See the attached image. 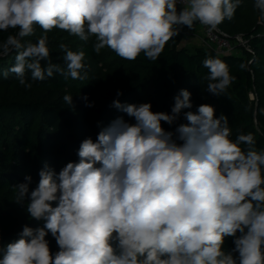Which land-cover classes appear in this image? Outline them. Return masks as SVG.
<instances>
[{
    "label": "clouds",
    "instance_id": "obj_1",
    "mask_svg": "<svg viewBox=\"0 0 264 264\" xmlns=\"http://www.w3.org/2000/svg\"><path fill=\"white\" fill-rule=\"evenodd\" d=\"M244 0H0V59L15 52L9 73L20 85L52 78L87 79L85 52L66 45L64 66L52 64L48 38L22 43L59 29L88 42L93 51L109 49L135 61L156 62L182 28L196 24L215 31L231 21ZM264 23V0H253ZM203 46V45H202ZM205 47V46H204ZM42 62H47L42 66ZM208 93L227 95L236 77L219 56H206ZM245 69V64H240ZM123 93L117 91V97ZM72 105L73 96L62 97ZM87 100V97H84ZM94 106L92 103L86 104ZM133 118L117 117L97 137L85 138L57 172L45 163L39 180L18 183L16 203L30 220L7 245L0 237V264H264V148L252 133L232 129L210 104L192 109L191 93L181 89L171 112H154L150 102L113 101ZM162 122L174 130H166ZM246 146V147H245ZM51 235L58 250L51 251ZM227 238L233 246L225 247Z\"/></svg>",
    "mask_w": 264,
    "mask_h": 264
},
{
    "label": "trees",
    "instance_id": "obj_2",
    "mask_svg": "<svg viewBox=\"0 0 264 264\" xmlns=\"http://www.w3.org/2000/svg\"><path fill=\"white\" fill-rule=\"evenodd\" d=\"M258 21L259 12L253 7V0H244L234 18L226 20L218 28L230 36L243 35L248 39V50L237 48L231 53L218 54L209 47L188 48L181 45L185 36L182 32L168 42L156 62L149 61L143 54L135 61L123 60L107 48L96 54L92 48L94 37L84 42L59 29L44 33L37 26L35 34L25 37L22 43H35L41 35H46L51 53L49 61L62 67L64 49L61 45L73 51L83 50L87 79H65L54 72L52 78L33 82L32 87L27 88L20 85L12 73L7 79L0 78L2 244L7 245L17 239L25 224L33 228L43 226L42 221L30 220L26 213L21 214L22 221L17 223L15 220L14 225H10V220L17 218L15 215L22 211L20 207L17 212L11 205L6 207L2 196L16 191L13 186L24 183L26 175L33 178L30 189H34L39 180V170L45 163L59 172L66 163L78 161L77 151L81 142L88 137L95 140L101 128L117 117L123 116L134 123L133 118L112 106L116 99L129 104L150 102L152 111L170 113L174 97L181 89H187L191 93L193 108L184 109L177 124L187 123L183 112L195 111L201 104H210L214 106L217 117L221 114L227 117L232 139L238 131L252 133L256 139L255 147L264 148V23ZM15 31L10 29L0 33V40L15 34ZM15 55L12 52L0 59V72L7 71L15 63ZM217 55L226 61L230 74L236 77L227 95L219 97L205 91L207 81L204 77L208 70L201 63L206 56ZM242 63L246 65L245 69L240 68ZM46 64L42 62V66ZM118 90L123 93L119 97ZM65 94L73 96L72 105L64 103L62 97ZM88 103L94 106H86ZM162 126L166 130L176 127L164 122ZM46 238H51V235ZM55 246L56 243L52 249ZM232 246V239L227 238L225 247Z\"/></svg>",
    "mask_w": 264,
    "mask_h": 264
},
{
    "label": "built area",
    "instance_id": "obj_3",
    "mask_svg": "<svg viewBox=\"0 0 264 264\" xmlns=\"http://www.w3.org/2000/svg\"><path fill=\"white\" fill-rule=\"evenodd\" d=\"M202 26L201 44L205 47L211 48L215 53L225 54L235 51L237 48H249L248 39L243 35L236 34L233 36L221 31L219 28L215 31H208L207 28ZM181 30L180 33L184 32L186 35L188 29Z\"/></svg>",
    "mask_w": 264,
    "mask_h": 264
},
{
    "label": "rangeland",
    "instance_id": "obj_4",
    "mask_svg": "<svg viewBox=\"0 0 264 264\" xmlns=\"http://www.w3.org/2000/svg\"><path fill=\"white\" fill-rule=\"evenodd\" d=\"M31 190V189H30ZM2 198L4 199V202H3V204L6 206V207H8V206H12V207H14V211H18V207H20V209H21V211H22V213H18L17 215H15L17 218H15L14 220H10V225H14V222H15V220H17V223H19L20 221H22V219H21V214H25L26 212H24V206H25V204H26V202H25V204H18V203H16V191H11L10 193H8V194H6V195H4V196H2ZM8 201V202H7ZM27 215V214H26ZM48 240L50 241V248L52 249L53 247L52 246H54L55 245V240H53L52 239V237L51 238H48ZM52 240L54 241V242H52ZM57 246H55V248H56ZM55 248L54 249H52L51 251H53V252H55Z\"/></svg>",
    "mask_w": 264,
    "mask_h": 264
},
{
    "label": "crops",
    "instance_id": "obj_5",
    "mask_svg": "<svg viewBox=\"0 0 264 264\" xmlns=\"http://www.w3.org/2000/svg\"><path fill=\"white\" fill-rule=\"evenodd\" d=\"M201 34H202V26L200 24H196L193 30H189L187 34L183 37L181 41V45L192 48V47H201Z\"/></svg>",
    "mask_w": 264,
    "mask_h": 264
}]
</instances>
